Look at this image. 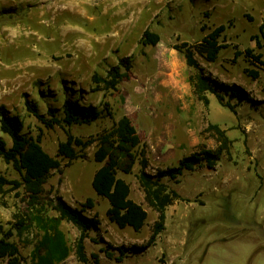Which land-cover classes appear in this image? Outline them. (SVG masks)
Returning <instances> with one entry per match:
<instances>
[{"label": "rangeland", "instance_id": "obj_1", "mask_svg": "<svg viewBox=\"0 0 264 264\" xmlns=\"http://www.w3.org/2000/svg\"><path fill=\"white\" fill-rule=\"evenodd\" d=\"M204 24L206 31L202 30ZM221 24L227 29L220 41L229 47L214 63L199 54L196 57L215 79L243 86L256 102L239 104L235 114L208 93L216 103L206 107L195 94L190 81L194 69L189 67L194 103L188 101L186 109H166L165 113L180 112L183 123L179 127L188 130L192 143L178 151L175 162L169 159L165 163L158 157L159 151L152 155L148 145V172L157 174L159 169L177 166L194 152L218 149V133L208 129L210 124H218L231 141L215 167L204 163L186 171L179 182L163 179L185 200L167 208L165 228L154 245L140 249L148 243L159 214L148 204L140 186L139 163L130 174L118 172V177L131 186L130 197L148 211L146 224L137 232L131 227L121 229L108 219L110 202L92 186V177L102 165L95 160L97 143L85 150L86 158L75 159L69 165L59 156L63 167L52 171L45 185L41 215L56 216L49 202L57 192L76 207L93 198L95 207L86 214L97 213L100 231L90 232L86 246L90 257L92 253L99 255V264H264V46L257 45L258 39L264 44L260 30L264 0H0V106L5 105L11 114L22 118L23 133L35 138L41 135L43 147L55 157L59 143L67 139V130L87 139L112 129L125 117L135 125L140 118L148 124L151 112L161 116L154 105V96H159L156 86L170 75L159 68L158 56L178 61L180 55H169L176 44L198 43ZM146 30L160 34L162 41L143 44ZM248 48L255 55L261 54L263 63L246 54ZM236 49L243 53L233 61ZM124 57L131 59L130 78L122 81L117 92L96 90L93 76L105 77ZM247 68L257 71L258 78L250 77ZM68 98L97 106L103 115L91 124L49 128L25 103L27 99L37 102L47 117L49 107L57 108L62 117L63 103ZM168 134L166 129L164 135ZM0 135L11 147V139L1 130ZM140 136L145 140L143 132ZM0 175L21 177L2 157ZM29 200L24 187L6 186L4 194L0 193V238L3 232H12L10 239L19 244L23 264H39L35 252L44 234L42 225L34 223L22 235L16 228L20 218L27 220L36 215ZM61 229L71 253L60 264H85L75 254L78 229L66 221ZM91 238H103L104 242L97 244ZM105 242L130 251L119 261L120 252L111 249L114 258L110 259L101 250ZM91 260L89 264H95ZM0 264H7V260L0 259Z\"/></svg>", "mask_w": 264, "mask_h": 264}, {"label": "trees", "instance_id": "obj_2", "mask_svg": "<svg viewBox=\"0 0 264 264\" xmlns=\"http://www.w3.org/2000/svg\"><path fill=\"white\" fill-rule=\"evenodd\" d=\"M206 29L207 26L204 24L202 30L206 31ZM226 29L227 26L221 24L208 32L200 42L193 45L184 42L181 45L176 44L174 48L186 56L188 65L194 69L190 75V81L198 99L206 107H209L208 93H212L222 106L237 114L239 104L244 102L255 103L256 100L243 86L236 83L220 82L215 79L196 57V54H199L208 62L218 61L222 50L229 47L227 43L220 41ZM260 30L264 34V24L261 25ZM160 40V34L150 30L144 32L143 44L157 45ZM257 45L259 48L264 46L260 39L257 40ZM242 53L241 50L236 49L233 61H236ZM246 54L261 62L262 55H255L253 49L248 48ZM122 67L125 68L124 71H122ZM131 68L130 57H124L120 59L118 65L109 69L105 77L95 74L93 82L98 85L96 90L117 92L122 81L130 78ZM246 73L254 79H257L259 75L257 71L248 68ZM234 100L236 103H233ZM25 103L27 109L49 128L91 124L103 115L97 106L83 105L79 100L71 98L66 99L63 103L62 117L58 116L57 108L49 107L47 113L50 117H47L40 112L37 102L27 99ZM209 128L218 133V141L221 145L218 149L214 151L204 149L200 152H194L183 157L177 166L159 169L157 174H152L148 172L150 166L148 144L142 139L136 126L129 118L125 117L112 129L104 130L97 136H91L87 139L75 136L67 130V139L59 143L58 156L55 157L43 147L41 135L35 138L23 133L24 121L22 118L19 115L11 114L5 105H1L0 130L11 139L12 146L9 147L7 140L0 135V157L5 162L13 164L21 177L20 179H9L0 175V193L4 194L6 186H12L13 189L24 187L28 193L29 205L36 209V215H30L27 220L20 218L16 228L18 233L22 235L34 223L42 225L44 234L35 252L39 264H60L70 256L71 246L66 233L61 229L63 221L73 224L79 231L74 245L77 259L82 263L89 264L92 258L95 264H99V255L92 253L90 257L86 246L90 232L92 230L100 231L101 222L97 213L94 216L86 214L87 210H93L95 207L93 198H87L84 203L80 204V207H76L57 192L49 202L52 209L56 211V216L46 218L41 215L43 214L42 207L45 204L42 201L46 191L45 185L52 171L62 170L63 167V162L59 156L66 159L67 165H69L75 159L86 158L85 150L97 143L95 160L102 165L95 172L92 186L98 195L107 198L110 202V207L107 210L108 219L121 229L131 227L137 232L146 224L148 211L130 197L131 186L125 179L118 177V172L130 174L136 163L140 165L137 174L140 186L145 193L148 204L159 214L148 243L140 247V249H148L155 244L157 237L165 228L167 208L178 200H185L177 190L170 188L163 179L169 177L179 182L180 176L184 175L186 171H193L204 163L213 168L222 153L228 148L231 140L226 131L218 124H210ZM37 205L42 206L38 207ZM0 229H2L1 219ZM2 235L0 238V259H6L7 264H23L24 257L19 244L10 239L12 232H3ZM91 240L97 244L104 242L103 238H91ZM105 243L106 246L102 247L101 250L110 259L114 258L111 249H118L120 256L117 259L119 261H122L123 257L130 251V248H114L112 244ZM41 251L44 253L37 255V252L40 253Z\"/></svg>", "mask_w": 264, "mask_h": 264}, {"label": "crops", "instance_id": "obj_3", "mask_svg": "<svg viewBox=\"0 0 264 264\" xmlns=\"http://www.w3.org/2000/svg\"><path fill=\"white\" fill-rule=\"evenodd\" d=\"M169 53L172 57L180 55V58L174 62L168 61V58L164 59V55H160L157 58L159 68H162L164 73L170 75L169 77L164 76L160 84L156 86V92L159 96H154V99H156L154 105L160 110L161 116L154 111L151 112L148 124H146V120H142L141 118L135 123L139 134L143 132L145 136L144 141L149 145L152 155L155 156L156 151H159L157 152L158 157L164 163L169 159L171 162H175V158L179 155L178 151L185 150L192 143V135H189L185 127L181 128L183 121L179 120V118H182L180 112L175 115L174 112L165 113V110L186 109L187 102L191 101L193 104L196 97L193 87L189 82L190 66L188 65L186 56L177 54L176 50H171ZM209 99L210 104L216 103V100L212 96ZM124 102L126 104L127 97H124ZM166 129H168V135H164ZM180 129L182 134L185 133L182 136L179 131Z\"/></svg>", "mask_w": 264, "mask_h": 264}]
</instances>
